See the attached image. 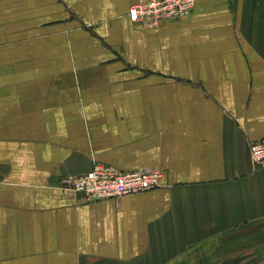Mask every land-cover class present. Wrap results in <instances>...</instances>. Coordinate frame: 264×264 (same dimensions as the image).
<instances>
[{"label": "crops", "instance_id": "0c3cea01", "mask_svg": "<svg viewBox=\"0 0 264 264\" xmlns=\"http://www.w3.org/2000/svg\"><path fill=\"white\" fill-rule=\"evenodd\" d=\"M134 0H0V264H146L169 234L264 220V0H196L156 27ZM95 162L161 186L87 202Z\"/></svg>", "mask_w": 264, "mask_h": 264}, {"label": "built area", "instance_id": "2783aa9c", "mask_svg": "<svg viewBox=\"0 0 264 264\" xmlns=\"http://www.w3.org/2000/svg\"><path fill=\"white\" fill-rule=\"evenodd\" d=\"M196 0H134L128 15L133 22L144 27H156L162 21L175 20L189 15ZM254 163L264 168V138L250 143ZM165 173L159 168H143L121 171L95 162L85 173L69 175L63 188L82 193L87 202L141 194L162 184Z\"/></svg>", "mask_w": 264, "mask_h": 264}, {"label": "rangeland", "instance_id": "374dc122", "mask_svg": "<svg viewBox=\"0 0 264 264\" xmlns=\"http://www.w3.org/2000/svg\"><path fill=\"white\" fill-rule=\"evenodd\" d=\"M163 238L160 248L146 251V264H264V220L234 234Z\"/></svg>", "mask_w": 264, "mask_h": 264}]
</instances>
